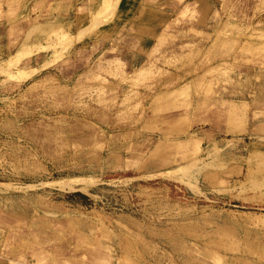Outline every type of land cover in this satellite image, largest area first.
Masks as SVG:
<instances>
[{"label": "rangeland", "instance_id": "1", "mask_svg": "<svg viewBox=\"0 0 264 264\" xmlns=\"http://www.w3.org/2000/svg\"><path fill=\"white\" fill-rule=\"evenodd\" d=\"M0 264H264V0H0Z\"/></svg>", "mask_w": 264, "mask_h": 264}]
</instances>
